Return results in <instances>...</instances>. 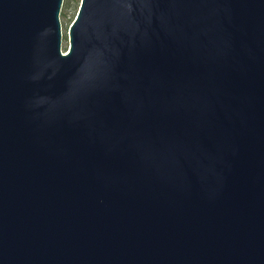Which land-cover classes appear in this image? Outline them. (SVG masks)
Wrapping results in <instances>:
<instances>
[{"label": "water", "instance_id": "95a60500", "mask_svg": "<svg viewBox=\"0 0 264 264\" xmlns=\"http://www.w3.org/2000/svg\"><path fill=\"white\" fill-rule=\"evenodd\" d=\"M0 0V264H264V0Z\"/></svg>", "mask_w": 264, "mask_h": 264}, {"label": "rangeland", "instance_id": "374dc122", "mask_svg": "<svg viewBox=\"0 0 264 264\" xmlns=\"http://www.w3.org/2000/svg\"><path fill=\"white\" fill-rule=\"evenodd\" d=\"M80 1L81 0H63L62 2L63 5L59 20L61 23V35H63L61 44V51L63 53H66L69 47L68 30L72 23L75 21V17L80 6Z\"/></svg>", "mask_w": 264, "mask_h": 264}]
</instances>
